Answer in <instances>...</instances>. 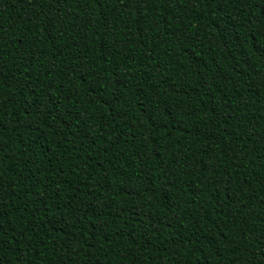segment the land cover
I'll return each mask as SVG.
<instances>
[{
	"label": "trees",
	"instance_id": "16d2710c",
	"mask_svg": "<svg viewBox=\"0 0 264 264\" xmlns=\"http://www.w3.org/2000/svg\"><path fill=\"white\" fill-rule=\"evenodd\" d=\"M0 264H264V0H0Z\"/></svg>",
	"mask_w": 264,
	"mask_h": 264
}]
</instances>
